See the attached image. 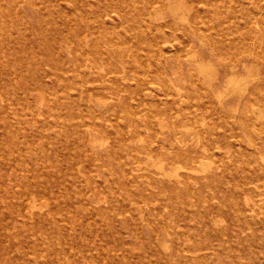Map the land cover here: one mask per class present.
<instances>
[{
  "label": "rangeland",
  "instance_id": "obj_1",
  "mask_svg": "<svg viewBox=\"0 0 264 264\" xmlns=\"http://www.w3.org/2000/svg\"><path fill=\"white\" fill-rule=\"evenodd\" d=\"M263 130L264 0H0V264H264Z\"/></svg>",
  "mask_w": 264,
  "mask_h": 264
},
{
  "label": "bare ground",
  "instance_id": "obj_2",
  "mask_svg": "<svg viewBox=\"0 0 264 264\" xmlns=\"http://www.w3.org/2000/svg\"><path fill=\"white\" fill-rule=\"evenodd\" d=\"M248 69V68H247ZM201 70H203V67L201 68ZM211 76V75H210ZM243 78V77H242ZM249 78V77H248ZM259 78V77H258ZM245 79V78H244ZM252 79V78H251ZM247 81V80H246ZM229 83L230 84H234V80L232 79V78H230L229 79ZM238 83V82H237ZM236 83V85L234 86L235 88H237V89H241L240 87H239V84H237ZM243 89H244V87H243ZM247 89V88H246ZM177 91V90H176ZM181 91V90H180ZM241 91V90H240ZM244 91V90H243ZM178 92V91H177ZM238 92V91H237ZM186 108H188V107H186ZM255 108V107H254ZM192 109V108H191ZM244 110V109H243ZM178 115V114H177ZM243 115V114H242ZM178 116H180V115H178ZM175 117H177V116H175ZM246 119V118H245ZM178 121H179V119H178ZM264 131V130H263ZM174 132V131H173ZM176 135V134H175ZM261 140V139H260ZM178 142V141H177ZM197 144V143H196ZM198 145V144H197ZM181 160H182V162H183V164H184V166L183 167H181V168H183L186 172H188V173H194V172H196V169L195 168H193V167H188L187 165H188V163H190V161H191V158H186V157H184V158H181V157H179ZM178 167H180V165L178 166ZM181 170V169H180ZM179 171V170H178ZM176 175H178V174H176ZM173 177V176H172ZM177 177V176H176ZM178 178H180V177H178ZM178 178H176V180L178 179ZM176 183H177V181H176ZM179 183H182V182H179ZM179 183H178V185H179ZM184 185V184H183ZM161 209V208H160ZM166 211V210H165ZM179 235V234H178ZM150 239H154V238H150ZM151 241V240H150ZM182 243V242H181ZM165 246V245H164ZM163 246V247H164ZM166 247V246H165Z\"/></svg>",
  "mask_w": 264,
  "mask_h": 264
}]
</instances>
